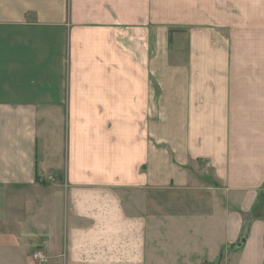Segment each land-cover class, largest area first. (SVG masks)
<instances>
[{
    "label": "crops",
    "instance_id": "0c3cea01",
    "mask_svg": "<svg viewBox=\"0 0 264 264\" xmlns=\"http://www.w3.org/2000/svg\"><path fill=\"white\" fill-rule=\"evenodd\" d=\"M0 264H264V0H0Z\"/></svg>",
    "mask_w": 264,
    "mask_h": 264
},
{
    "label": "built area",
    "instance_id": "2783aa9c",
    "mask_svg": "<svg viewBox=\"0 0 264 264\" xmlns=\"http://www.w3.org/2000/svg\"><path fill=\"white\" fill-rule=\"evenodd\" d=\"M34 258L42 263L46 261V257H44L41 253H35Z\"/></svg>",
    "mask_w": 264,
    "mask_h": 264
}]
</instances>
